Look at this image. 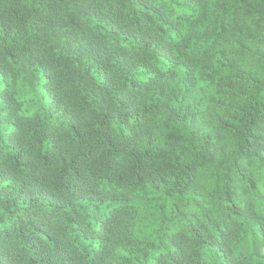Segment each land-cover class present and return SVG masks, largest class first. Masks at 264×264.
Masks as SVG:
<instances>
[{"label":"trees","instance_id":"trees-1","mask_svg":"<svg viewBox=\"0 0 264 264\" xmlns=\"http://www.w3.org/2000/svg\"><path fill=\"white\" fill-rule=\"evenodd\" d=\"M0 264H264V0H0Z\"/></svg>","mask_w":264,"mask_h":264}]
</instances>
